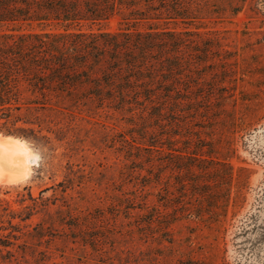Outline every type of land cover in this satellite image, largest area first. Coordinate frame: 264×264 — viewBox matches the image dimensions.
I'll list each match as a JSON object with an SVG mask.
<instances>
[{"label": "rangeland", "instance_id": "obj_1", "mask_svg": "<svg viewBox=\"0 0 264 264\" xmlns=\"http://www.w3.org/2000/svg\"><path fill=\"white\" fill-rule=\"evenodd\" d=\"M208 1L222 14L193 8L177 24L148 22L182 32L186 45L180 81L196 93L182 91L191 99L175 112L41 117L74 180L65 194L43 195L56 203L45 245L15 248L0 264H264V0ZM124 27L118 16L103 24ZM25 143L37 161L28 179L0 183L5 229L25 215L29 191L37 197L63 179L59 166L40 173L47 159ZM41 214L21 231L33 232Z\"/></svg>", "mask_w": 264, "mask_h": 264}, {"label": "trees", "instance_id": "obj_2", "mask_svg": "<svg viewBox=\"0 0 264 264\" xmlns=\"http://www.w3.org/2000/svg\"><path fill=\"white\" fill-rule=\"evenodd\" d=\"M193 8L202 18L222 14L208 0H0V134L35 143L47 159L40 173L55 175L62 159L41 117L175 112L181 101L191 99L182 91L196 93L191 83L180 81L190 71L181 58L186 45L179 40L182 32L148 22L170 19L177 24L191 18ZM114 16L125 27L103 28ZM60 170L61 181L37 197L29 191L31 204L23 207L19 222L0 227L4 262L17 258L15 248L22 254L38 252L34 249L51 237L46 224H52L49 208L56 203L43 195L58 188L65 194L74 180L71 171ZM40 213L33 232L21 231ZM25 235L34 242L22 240Z\"/></svg>", "mask_w": 264, "mask_h": 264}, {"label": "bare ground", "instance_id": "obj_3", "mask_svg": "<svg viewBox=\"0 0 264 264\" xmlns=\"http://www.w3.org/2000/svg\"><path fill=\"white\" fill-rule=\"evenodd\" d=\"M37 156L25 141L0 135V183L15 184L29 178Z\"/></svg>", "mask_w": 264, "mask_h": 264}, {"label": "water", "instance_id": "obj_4", "mask_svg": "<svg viewBox=\"0 0 264 264\" xmlns=\"http://www.w3.org/2000/svg\"><path fill=\"white\" fill-rule=\"evenodd\" d=\"M3 136H9V135H3ZM11 137H13V136H11ZM14 138H16V137H14Z\"/></svg>", "mask_w": 264, "mask_h": 264}]
</instances>
